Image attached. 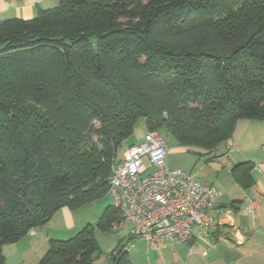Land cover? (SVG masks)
I'll return each instance as SVG.
<instances>
[{
    "label": "trees",
    "instance_id": "1",
    "mask_svg": "<svg viewBox=\"0 0 264 264\" xmlns=\"http://www.w3.org/2000/svg\"><path fill=\"white\" fill-rule=\"evenodd\" d=\"M139 119L204 155L264 121V0H59L0 20V264L60 208L107 195ZM251 168L232 171L243 188ZM116 214L50 239L38 264H94Z\"/></svg>",
    "mask_w": 264,
    "mask_h": 264
},
{
    "label": "crops",
    "instance_id": "2",
    "mask_svg": "<svg viewBox=\"0 0 264 264\" xmlns=\"http://www.w3.org/2000/svg\"><path fill=\"white\" fill-rule=\"evenodd\" d=\"M45 1L0 0V20H3L2 16L6 17L4 19L29 20ZM229 141L230 146L225 143L207 157L216 166L213 179L203 184L214 190L215 199L209 214L217 225L215 232L207 237L194 235L188 244L151 250L139 240H134L131 247L129 226L119 227L116 231H112L110 226V230L105 232L123 231L127 237L126 245L121 244L115 235V242L109 241V250L106 254L100 253L94 264H114L116 259H122L126 264H264V121L238 120ZM245 162L252 164L248 188L238 184L232 172L236 165ZM193 179L196 180L195 177ZM252 203L254 205L250 209ZM88 205L76 210L60 208L46 224L32 229L33 233H27L9 245L19 247V250L15 248V256L6 258L5 264H26L24 248H28L26 252L39 253L41 250L40 260L50 239L66 240L86 224L94 225L99 218L94 220L91 213L82 211ZM26 236L31 239L26 240ZM46 246V250H42ZM121 251L123 253L119 255Z\"/></svg>",
    "mask_w": 264,
    "mask_h": 264
},
{
    "label": "built area",
    "instance_id": "3",
    "mask_svg": "<svg viewBox=\"0 0 264 264\" xmlns=\"http://www.w3.org/2000/svg\"><path fill=\"white\" fill-rule=\"evenodd\" d=\"M226 144L230 146V141ZM167 151L158 131H147L111 165L107 195L117 212L111 229L129 226L131 247L139 240L151 250L165 249L217 230L209 214L215 199L213 188L180 169H170Z\"/></svg>",
    "mask_w": 264,
    "mask_h": 264
},
{
    "label": "rangeland",
    "instance_id": "4",
    "mask_svg": "<svg viewBox=\"0 0 264 264\" xmlns=\"http://www.w3.org/2000/svg\"><path fill=\"white\" fill-rule=\"evenodd\" d=\"M59 5V0H47L44 3L40 4L41 9H48V8H54ZM2 19L6 18L5 16L1 17ZM146 132L145 128V122L143 119H139L134 127V132L130 138H128L126 141L122 143L121 148L118 150L117 153V159L121 158L123 151L130 145H134L141 141L144 133ZM159 135L163 138V140L166 143L167 146V154H166V163L167 166L170 169H180L186 173H189L193 177L196 178L201 184L207 183L210 180L213 179V176L216 174V166L212 164L211 161H208L207 157L209 155H204L203 151L186 147L183 145H180L178 141L173 137L172 134L168 131V129L165 126H162L158 130ZM225 145V144H224ZM223 145V146H224ZM222 146V147H223ZM111 168V166H110ZM110 170V169H109ZM111 198L106 195L95 202L91 203L87 207H85L82 211L85 213H91V216H93L94 220L98 219L99 216L103 213L104 209L107 206H111ZM90 216V217H91ZM119 233V235H117ZM95 238L97 239L101 249V254H106L109 250L111 244L109 241L115 242V235L118 239L121 240V244L126 245L125 240L127 237L124 235L123 231L114 233V232H101L96 230ZM26 240L31 239V237L26 236ZM117 241V240H116ZM128 243V241H127ZM10 244H7V246H3V254L5 259H9L11 256H15V248L19 250V247H15L14 245L9 246ZM21 244L20 246H22ZM47 246L44 247L42 250H46ZM21 249V248H20ZM25 250L22 252H25L23 255L24 261L26 264H38L39 257L38 255L42 252L35 253V252H26L28 248H24ZM101 256V255H100ZM22 260V258H21Z\"/></svg>",
    "mask_w": 264,
    "mask_h": 264
}]
</instances>
